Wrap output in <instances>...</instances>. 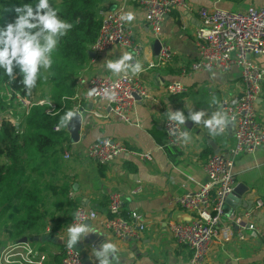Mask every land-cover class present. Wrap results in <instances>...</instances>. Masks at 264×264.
<instances>
[{
    "label": "crops",
    "instance_id": "0c3cea01",
    "mask_svg": "<svg viewBox=\"0 0 264 264\" xmlns=\"http://www.w3.org/2000/svg\"><path fill=\"white\" fill-rule=\"evenodd\" d=\"M187 7H177L165 18L162 26V42L168 45L173 59L167 67H150L155 62L154 40L144 19L141 0H111L106 9L123 8L132 11L136 19L128 28L133 41L142 47L141 56L145 71L141 73L143 83L154 95L153 102L138 103L133 119L138 126L126 124L113 118L97 117L105 115L99 102L83 103L84 112L80 128L79 142L70 141L63 146L62 155L70 154L63 161L59 177L68 178L70 193L66 203L53 209V219L39 236L45 244L37 247L46 255L45 264H61L66 245L59 236L66 235L72 214L78 206L92 209L101 217H107L108 201L112 193H121L124 214L137 212L143 216L146 229L138 241H121L103 229L98 223L96 234L89 235L74 248L81 252L85 264H98L92 251L106 239L118 244L120 264H189L192 253L184 246L177 245L170 234L171 224L187 223L194 215L173 205V199L187 192H194L198 184L205 182L204 163L207 155L220 150L227 153L235 144L234 128L226 134L209 136L202 125L187 121L186 130L192 141L182 148H163L166 137L163 130L168 110H188L210 112L208 101L212 95L220 100H231L242 94L243 84L240 70L233 68L227 72H191L190 65L197 59L196 32L201 25V9H225L244 11L261 8L264 0H184ZM125 50L114 49L103 58L96 60L89 55L85 66L77 74L72 86V95L63 99L69 102L71 110L75 95H83L89 78L95 75L112 77L105 69L106 59L118 58ZM130 51V50H127ZM91 52V51H90ZM89 52V54H90ZM256 62L264 69V58ZM115 78V77H113ZM180 81L187 92L169 96L165 88L172 82ZM264 93V83H263ZM66 105V104H65ZM257 116L264 125V94L257 103ZM70 140V136L68 134ZM108 138L122 143L128 151L149 153L151 162H143L129 153L122 154L109 165H98L85 155L88 145ZM237 186L241 187L237 209L226 206V213L235 212L246 224L264 227V147L254 154H244L235 162ZM192 178V182L189 181ZM247 202L246 208L242 203ZM261 202L262 206L258 207ZM249 214L248 216H246ZM237 226L230 241L217 239L211 246L205 264H264V242L252 231L242 229L244 240L238 238ZM35 238V237H34ZM1 246H10L11 241L0 235ZM34 243V242H33ZM3 248V247H2ZM2 251H0L1 254Z\"/></svg>",
    "mask_w": 264,
    "mask_h": 264
},
{
    "label": "built area",
    "instance_id": "2783aa9c",
    "mask_svg": "<svg viewBox=\"0 0 264 264\" xmlns=\"http://www.w3.org/2000/svg\"><path fill=\"white\" fill-rule=\"evenodd\" d=\"M144 19L152 40L159 41L161 50L155 62L150 67H167L174 56L172 49L162 42V26L166 16L177 7H187L184 0H141ZM125 12L123 8L103 9L99 12L101 20L97 40L91 46L94 58L99 60L114 49L135 51L137 57L142 54V47L133 41V35L127 23L119 17ZM201 25L196 32L197 59L190 65L191 72H227L233 68L240 70L243 84L242 94L222 103L223 110L234 117V146L227 153H210L204 163L205 182L198 184L194 192L173 199V205L194 215L192 221L170 225V234L177 245L187 247L192 257L189 264H205L212 244L219 238L228 242L233 237V230L238 228L254 232L264 242V227L246 224L235 212L226 213V201L237 187L235 162L239 156L254 154L264 147V125L257 116V103L263 97L264 69L256 62L257 58H264V6L248 8L244 11H230L225 9H201ZM114 87L118 93L115 102L102 100L105 88ZM94 95H89L91 90ZM169 96L183 95L187 88L180 82H172L165 88ZM29 97L15 94L19 109L26 117L34 106L45 107L49 116L57 115L64 109L67 99H63L61 107L53 100H33ZM4 97V96H2ZM6 102L11 94L6 92ZM76 101L70 111L83 114V103L99 102L105 115L95 114L106 119L138 126L133 119L138 103L153 102L154 95L143 83L141 74L131 79L113 78L95 75L89 78L83 95H75ZM6 114V113H4ZM9 114V113H7ZM3 119L10 120L19 126L21 120L11 119L0 114V125ZM71 121V120H70ZM55 126V132L68 133V124ZM170 125L166 119L163 130L166 143L161 148H182L184 145L174 142L169 134ZM183 127V126H181ZM229 127L225 130L226 134ZM129 153L143 162H151L152 155L136 151H128L126 147L108 138L96 141L87 146L85 155L98 165H109L124 154ZM64 160L70 158L65 153ZM189 181H193L189 178ZM261 207V202L258 203ZM83 213L82 221L98 223L103 229L113 234L121 241H138L141 239L146 223L137 212L124 214V201L121 193H112L108 201L107 217H101L92 209L78 206ZM247 214L246 216H248ZM73 223V218L71 220ZM70 223V224H71ZM238 230L239 240H244V233ZM30 246L34 254L30 257L36 264H45L46 255L37 249L33 242L15 243L4 248L0 254V264H5V257H10L13 264H25L22 255L26 247ZM61 264H85L82 254L76 249L66 248Z\"/></svg>",
    "mask_w": 264,
    "mask_h": 264
},
{
    "label": "trees",
    "instance_id": "16d2710c",
    "mask_svg": "<svg viewBox=\"0 0 264 264\" xmlns=\"http://www.w3.org/2000/svg\"><path fill=\"white\" fill-rule=\"evenodd\" d=\"M111 0H50L62 19L78 21L73 29L61 39L53 53V65L47 80L41 78L32 94L43 85L54 84V102L62 106L63 97L72 95L77 74L89 59L91 46L98 37L101 20L99 12L106 9ZM28 4L35 10L38 0H0V31L14 22L15 9ZM15 79H9L0 68V114L9 113L17 107L15 94L26 97L23 76L14 69ZM3 87V88H2ZM11 98L5 101L6 92ZM29 97V96H27ZM65 107L55 116L46 114L45 107L34 106L29 114L16 117L19 126L3 119L0 125V235L15 244L24 237L39 236L53 219L51 211L66 203L70 193L68 178L60 172L63 167V146L69 142L64 132H55L69 109ZM19 106V105H18Z\"/></svg>",
    "mask_w": 264,
    "mask_h": 264
},
{
    "label": "clouds",
    "instance_id": "9594fccd",
    "mask_svg": "<svg viewBox=\"0 0 264 264\" xmlns=\"http://www.w3.org/2000/svg\"><path fill=\"white\" fill-rule=\"evenodd\" d=\"M17 15L14 22L7 24L6 29L0 31V68H2L9 79H15L14 69L18 68L23 76L22 84L26 89V95L30 96L37 82L43 78L47 80V73L53 65V53L58 49L60 41L74 27L75 22L62 19L58 9L54 8L50 0H38L35 10L31 5L25 4L15 9ZM119 19L129 25L136 19L132 11L123 12ZM105 69L112 77L131 79L138 77L145 71L141 60L137 58L135 51H123L118 58L106 59ZM91 90L89 95H94ZM118 93L114 87L105 88L101 99L115 102ZM210 112L205 110H188L186 116L184 111L168 110L165 114L170 125L169 134L175 139V143L184 146L192 141L190 132L186 130L187 121L195 125H202L207 129L209 136L215 137L224 134L229 125L234 124V117L223 110L220 100L215 95L207 102ZM77 114L69 111L61 117L60 125L65 126L76 117ZM79 118H82V114ZM183 126V127H181ZM83 213L80 210L72 214L73 223L66 229V235L59 236L68 249H74L79 242L85 240L89 235L96 234V229L91 224L82 221ZM120 249L118 244L108 239L95 246L92 255L98 264H120ZM22 260L25 264H36L30 257L34 254L30 246L26 247ZM5 264H13L10 257H5Z\"/></svg>",
    "mask_w": 264,
    "mask_h": 264
},
{
    "label": "water",
    "instance_id": "95a60500",
    "mask_svg": "<svg viewBox=\"0 0 264 264\" xmlns=\"http://www.w3.org/2000/svg\"><path fill=\"white\" fill-rule=\"evenodd\" d=\"M161 50V45L159 41H154V52L155 55L158 56L159 52ZM89 55H94L92 52H90ZM80 115L77 114L76 117H74L70 123L68 124V133L70 136V142L73 144H76L79 142V136H80V128H81V123H82V118H79ZM188 126V123L186 122V125ZM231 129H233V126H230ZM214 153H220V150L215 151ZM243 195L241 191V187L237 186L234 190V192L228 197L226 201V206H230L232 208L238 207L240 197ZM243 207L246 208L247 205H249L247 202L242 203ZM39 238H29V237H24L20 239L18 242L19 243H27V242H38Z\"/></svg>",
    "mask_w": 264,
    "mask_h": 264
},
{
    "label": "rangeland",
    "instance_id": "374dc122",
    "mask_svg": "<svg viewBox=\"0 0 264 264\" xmlns=\"http://www.w3.org/2000/svg\"><path fill=\"white\" fill-rule=\"evenodd\" d=\"M48 79V77H47ZM54 84H50V85H46L45 83L43 85H41L38 90L33 93V100H53L54 101V96L56 95L54 89ZM3 88V87H2ZM5 93H3V90H1L0 88V96H3ZM5 98V97H4ZM63 98H66L65 96ZM23 114V111L19 109L18 105L17 107H15V110L12 112V114H1L2 116H6V117H10L11 119H16V117H21V115ZM3 244L2 241H0V251H2L4 248H6V246H1ZM45 244L44 241H40V242H35L34 245L37 247H41L42 245ZM3 247V248H2Z\"/></svg>",
    "mask_w": 264,
    "mask_h": 264
}]
</instances>
